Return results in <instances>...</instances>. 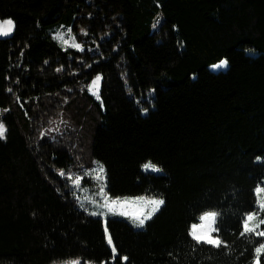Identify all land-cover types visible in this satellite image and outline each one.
Instances as JSON below:
<instances>
[{"label":"trees","instance_id":"obj_1","mask_svg":"<svg viewBox=\"0 0 264 264\" xmlns=\"http://www.w3.org/2000/svg\"><path fill=\"white\" fill-rule=\"evenodd\" d=\"M2 19L14 31L0 39V264L253 263L264 237L241 232L264 183V0H0ZM59 28L94 54L63 49ZM74 106L92 116L107 193L164 201L141 230L106 220L115 254L102 221L58 189L78 128L39 139ZM207 212L221 247L189 235Z\"/></svg>","mask_w":264,"mask_h":264},{"label":"rangeland","instance_id":"obj_2","mask_svg":"<svg viewBox=\"0 0 264 264\" xmlns=\"http://www.w3.org/2000/svg\"><path fill=\"white\" fill-rule=\"evenodd\" d=\"M11 19H2L0 22L7 21ZM12 21V20H11ZM13 22V21H12ZM14 25V22H13ZM14 31V26L12 30L7 35H0V39L9 38L12 36ZM82 32H78L77 36H80ZM54 40L63 48V49H72V50H87L90 55L94 54V47L84 45V39L81 36V39H77L69 30V28H59L53 33ZM79 45V47H76ZM212 70H216L217 66H212ZM97 77H100V80L94 86L93 81ZM101 76L95 75L88 84V92L93 97L94 100L99 101V90H100ZM66 104H63V106ZM7 111V109L0 110V118ZM77 112V109L72 107L70 114L60 113L54 119L48 120L44 127L41 130L39 135L40 140H52L58 135L77 129L81 140V150L79 152L78 158L76 161L70 165L67 169H60L57 171V182L62 186L59 191L66 194V197L72 202V204L85 213L86 215L94 218H98L102 221L105 228V222L107 219L115 218L120 219L128 223L133 229L141 230L144 228V224L147 220L145 217L152 210V205L148 203L151 200H160L157 198L146 197V196H117L112 197L106 191V176L104 167L97 161L91 153L92 139L94 132L90 127L85 128L84 122L85 119H91L90 115H83L78 117V119L73 117V114ZM77 120V123H75ZM80 120V121H79ZM145 165H151L152 167L146 168ZM103 169L101 172L100 169ZM140 170L143 173H152V174H161L162 169L157 165L153 164L150 161L144 162L140 166ZM97 176L100 179H97ZM80 179L79 185L75 183L77 179ZM259 188H264V183ZM258 203H264V192L257 194L255 191ZM161 207V206H160ZM159 207V209H160ZM157 212V211H156ZM155 212V213H156ZM153 213L151 215L154 216ZM209 213V212H207ZM203 213L201 216H203ZM200 216V217H201ZM198 219L197 223L193 225H203L202 227H197L195 229V234L197 237L201 238H216L213 235L212 229L214 224L210 221H202ZM143 219L144 224L139 225V220ZM258 223V218L251 222L252 225ZM193 225H191L189 230V235L193 231ZM106 229V228H105ZM257 231H260L258 228ZM255 234V233H253ZM191 238L192 235H190ZM109 234L105 231V240L108 247L113 251V245L108 243ZM208 244V243H206ZM211 245V244H208ZM213 246V245H211ZM257 255V254H256ZM79 261V259H70L65 261L56 262L53 264H73V262ZM86 264H95V263H86ZM252 264H257L256 258Z\"/></svg>","mask_w":264,"mask_h":264},{"label":"snow or ice","instance_id":"obj_3","mask_svg":"<svg viewBox=\"0 0 264 264\" xmlns=\"http://www.w3.org/2000/svg\"><path fill=\"white\" fill-rule=\"evenodd\" d=\"M13 22L11 20H7V21H3L0 22V35H7L13 27ZM76 47H79V45H76ZM100 80V77H97L95 81H93V85L95 86L97 84V82ZM6 129L4 127L3 124H0V139L4 138ZM146 168L148 167H152L151 165H145ZM100 171L102 172L103 169L101 168ZM97 179H100L99 176H97ZM75 183L77 185H79L80 183V179L78 178ZM257 194L264 192V188H257L256 189ZM149 204H151L152 210L150 213H148V215L145 217V219H149L151 218V215L153 213H155L156 211L159 210V207L164 203L163 200H151L148 201ZM258 210L259 211H253L252 213H249L244 221H243V225H242V232L241 235H244L246 233H255L256 235L260 236V237H264V231H257L258 228H260L261 225H264V219H259V222L252 225L251 222L256 220L258 218L259 212H264V203H258ZM216 213L214 212H209V213H205L203 216L200 217V219L202 221H210L211 223H215V217H216ZM144 224V220L141 219L139 220V225L142 226ZM203 225H193V231L190 233V235H192L193 239H195L197 241V243H208L211 244L215 247H221L223 245V241L219 240V238H212V237H208V238H201V237H197L195 234V229L197 227H202ZM105 231L107 232V229H105ZM213 232L218 231L217 229L213 228L212 229ZM108 243L111 245L112 244V240L111 237L108 238ZM256 252V260H257V264H259V259L261 255H264V243H261L259 247H257L255 249ZM113 253H116V249L113 247ZM115 258V256L113 257ZM123 260H127V257H123ZM73 264H79L78 261L73 262Z\"/></svg>","mask_w":264,"mask_h":264}]
</instances>
